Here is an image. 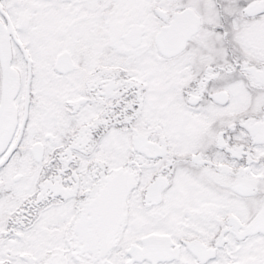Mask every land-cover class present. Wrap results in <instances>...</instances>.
Returning a JSON list of instances; mask_svg holds the SVG:
<instances>
[{
  "label": "snow or ice",
  "instance_id": "6c2138e0",
  "mask_svg": "<svg viewBox=\"0 0 264 264\" xmlns=\"http://www.w3.org/2000/svg\"><path fill=\"white\" fill-rule=\"evenodd\" d=\"M0 264H264V0H0Z\"/></svg>",
  "mask_w": 264,
  "mask_h": 264
}]
</instances>
